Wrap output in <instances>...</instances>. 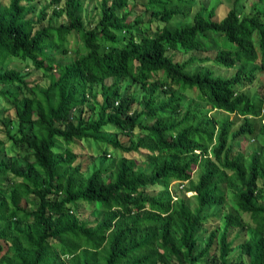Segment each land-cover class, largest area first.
<instances>
[{
  "label": "trees",
  "instance_id": "16d2710c",
  "mask_svg": "<svg viewBox=\"0 0 264 264\" xmlns=\"http://www.w3.org/2000/svg\"><path fill=\"white\" fill-rule=\"evenodd\" d=\"M32 1L0 5V123L17 149L5 159L0 141V264H264V95L240 90L264 71V0H233L220 19L204 0H99L87 21L84 0H49L35 18ZM211 50L230 76L201 64ZM83 139L102 148L97 165L71 149ZM173 181L189 182L193 207ZM227 190L221 233L199 248ZM80 202L100 212L93 224Z\"/></svg>",
  "mask_w": 264,
  "mask_h": 264
},
{
  "label": "rangeland",
  "instance_id": "374dc122",
  "mask_svg": "<svg viewBox=\"0 0 264 264\" xmlns=\"http://www.w3.org/2000/svg\"><path fill=\"white\" fill-rule=\"evenodd\" d=\"M9 0H0V5H6ZM99 0H84V10H83V16L85 21L91 19V17L95 14L94 6L96 3H98ZM207 1V4L210 7H213L215 10V19H220L226 11L233 5V0H204ZM245 5L249 6L251 2H257L258 0H242ZM49 3V0H33L31 2L33 9L28 14V16L35 18L38 14L39 10L42 6ZM263 4V3H262ZM260 2V5H262ZM139 5V4H138ZM246 6L245 11L248 10V7ZM199 8V3L196 1V3L192 7V11H196ZM52 17V22L55 24H59L62 21H65V18L63 16H54L52 15V10L49 8L47 10V20L48 17ZM221 40V39H220ZM215 51L211 50L208 52H197L196 55L201 57H208L211 58L210 61H206L204 63H201L202 65H205L206 67H209L215 75H221V76H230L233 73V69L225 68L222 66L215 65L212 61V57L214 56ZM179 59L187 58V55H181L178 57ZM6 68L9 69H15L17 71L22 72L23 74H27L26 80L29 83H40L44 84L46 81L45 77H43L41 71L33 69V66L29 60H19L16 58H9V60L6 63ZM11 88H14V86H11ZM240 90L245 91L250 96L254 95L255 93H259L260 95H264V71H260L256 73V76L252 83H244L243 86L240 88ZM95 92L97 93L98 98H100V88L99 86L95 87ZM142 93H138V97L140 98ZM156 95L160 98H164L165 94L162 90L158 89L156 91ZM138 98V99H139ZM195 104H198L197 101H194ZM87 104H91L88 102ZM4 107H8V104H5L4 100L0 98V113L6 114L7 111ZM232 117V116H231ZM0 141L3 145L4 152L2 154V157L5 159H8V157L11 156V154H16L17 149L13 147L12 142L5 136L3 125L0 123ZM57 145L59 148H64L65 144H63L62 140H57ZM257 142L255 139H251L248 142H239V147H242L245 154H249L254 147H256ZM71 149L74 151V153L77 154L78 161H83V164L85 165L87 161L90 159H93L94 157L99 156V154L102 151V148L94 146L89 139H83L78 140L75 143H72L70 145ZM24 153L22 152V155ZM136 157V155H134ZM93 157V158H92ZM108 157V156H107ZM110 158V157H109ZM108 159V158H107ZM111 159L107 160L105 164H108ZM98 160L93 159L91 161L90 165H97ZM19 166L25 165L26 163H22V161L19 162ZM199 171L197 168H195L192 172L191 181H197ZM19 181V180H18ZM154 189L148 188V192L154 193ZM170 190L172 192L173 198H176V196H184L186 197L187 202L191 207L195 205L194 201V192L189 190V182L185 181L183 183H177L176 181H173L170 183ZM227 193V201L225 205H218L212 208L210 212H215L217 215L213 216L211 220H208L204 225H202L197 232L198 237V247L200 248L203 244V241L205 240L206 236L209 234V232L215 228H218L219 233H221V228L223 227V221L221 218V215L223 213L227 212L232 206V196L230 194V190L226 191ZM22 205H25L26 207H31L32 205L30 202L25 201L22 199L21 201ZM77 215L79 219L83 222H90V225L94 223L95 219L99 217L100 212L96 211V209H92V206L85 203L80 202L78 204V210ZM247 216V215H245ZM240 231L239 228L233 229L229 234V239H233L235 235ZM242 234V232H241ZM253 235L251 231H248L245 233V239L248 238V236ZM241 239V238H240ZM240 239L235 240V247H237L238 242ZM235 253L234 251L231 252V254ZM234 255V254H233ZM205 257L199 262V264H205Z\"/></svg>",
  "mask_w": 264,
  "mask_h": 264
}]
</instances>
